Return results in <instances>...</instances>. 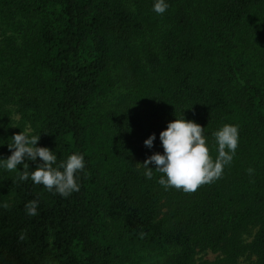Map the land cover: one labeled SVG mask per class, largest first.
Returning <instances> with one entry per match:
<instances>
[{"label": "trees", "instance_id": "trees-1", "mask_svg": "<svg viewBox=\"0 0 264 264\" xmlns=\"http://www.w3.org/2000/svg\"><path fill=\"white\" fill-rule=\"evenodd\" d=\"M167 3L0 0V157L30 128L58 162L85 159L67 197L0 168V264H264V0ZM182 114L213 159L212 133H239L222 175L192 192L140 165Z\"/></svg>", "mask_w": 264, "mask_h": 264}, {"label": "clouds", "instance_id": "clouds-1", "mask_svg": "<svg viewBox=\"0 0 264 264\" xmlns=\"http://www.w3.org/2000/svg\"><path fill=\"white\" fill-rule=\"evenodd\" d=\"M168 7L167 0H153L152 10L157 14L164 13ZM203 133L204 127L191 119L186 120L183 114L169 121L166 128L159 132L163 153L154 152L140 164L144 168L145 177L151 178L154 169L163 174L157 182L165 190L174 187L184 192L195 191L200 185L218 179L224 166L231 162L235 154L239 140L238 126L224 124L212 133L217 152L214 159L209 153ZM155 138V133L150 134L143 141L144 145L151 148ZM38 140L39 134H32L30 128L13 133L11 143L7 144L11 150L10 155L0 157V168L17 170L20 181L31 179L34 184H41L46 190L58 193L61 197L79 191V174L85 170L84 155L73 152L58 162L56 151L47 146H39ZM27 161L36 162V168L29 171ZM150 163L154 167H149ZM18 164H22L23 170L17 169ZM37 205V200L27 201L26 214L36 215Z\"/></svg>", "mask_w": 264, "mask_h": 264}, {"label": "rangeland", "instance_id": "rangeland-1", "mask_svg": "<svg viewBox=\"0 0 264 264\" xmlns=\"http://www.w3.org/2000/svg\"><path fill=\"white\" fill-rule=\"evenodd\" d=\"M142 146L144 145V143L141 144ZM202 257L204 259H213L215 257V255L211 254V253H208L206 255H202ZM250 261L248 259H242L240 264H249Z\"/></svg>", "mask_w": 264, "mask_h": 264}]
</instances>
